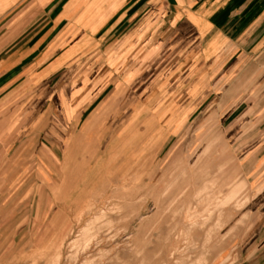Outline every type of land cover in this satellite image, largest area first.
<instances>
[{
  "label": "rangeland",
  "instance_id": "rangeland-1",
  "mask_svg": "<svg viewBox=\"0 0 264 264\" xmlns=\"http://www.w3.org/2000/svg\"><path fill=\"white\" fill-rule=\"evenodd\" d=\"M155 71L113 111L97 103L53 136L9 132L0 264H264V114L222 116L238 104L208 99L198 67Z\"/></svg>",
  "mask_w": 264,
  "mask_h": 264
},
{
  "label": "crops",
  "instance_id": "crops-1",
  "mask_svg": "<svg viewBox=\"0 0 264 264\" xmlns=\"http://www.w3.org/2000/svg\"><path fill=\"white\" fill-rule=\"evenodd\" d=\"M150 66L156 82L198 67L208 99L238 104L222 116L264 114V0H0V228L14 214L9 132L53 136L97 103L113 111ZM232 86L244 91L219 100Z\"/></svg>",
  "mask_w": 264,
  "mask_h": 264
},
{
  "label": "bare ground",
  "instance_id": "bare-ground-1",
  "mask_svg": "<svg viewBox=\"0 0 264 264\" xmlns=\"http://www.w3.org/2000/svg\"><path fill=\"white\" fill-rule=\"evenodd\" d=\"M97 217V216H96ZM103 218V217H102ZM96 219V218H95ZM100 221V220H99Z\"/></svg>",
  "mask_w": 264,
  "mask_h": 264
}]
</instances>
